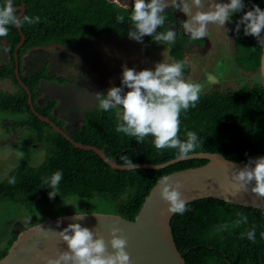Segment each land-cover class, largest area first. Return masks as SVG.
<instances>
[{
	"label": "trees",
	"instance_id": "1",
	"mask_svg": "<svg viewBox=\"0 0 264 264\" xmlns=\"http://www.w3.org/2000/svg\"><path fill=\"white\" fill-rule=\"evenodd\" d=\"M4 3L5 0H0V6ZM22 3L26 4L25 15L40 17L36 24L23 25L27 40L19 49L22 78L32 89L35 106L40 112L66 128L76 140L101 147L108 157L120 163H124V156L133 163H162L177 157L176 149L157 150L151 136L146 137L143 143H137L134 137L116 132L118 109L104 111L91 107L83 113L81 124L67 126V121L56 112L59 105L57 99L50 98L44 104L38 102L42 96L38 89L44 80L65 83L67 77L52 72L49 60L32 73H25L24 70V57L34 47L61 44L75 48L91 37L127 33L132 25L133 0L129 6L115 0H13L14 6ZM244 3L246 7L243 11L251 8L252 4L264 9V0H244ZM178 13L179 10L168 7L163 13L165 26L157 31H166L169 26L178 29L175 44L163 43L170 47L175 61H185L183 74L187 79L191 70L187 53L194 45L206 46L207 37L192 41L180 28L184 18ZM242 14L234 13L231 18L234 60L241 69L258 72L261 79L228 90L201 91L195 107L181 110L178 137L185 140L187 131L196 132L203 142L193 152H221L230 159L247 162L249 157L264 155V82L260 74L263 47L259 46L255 37L244 35L243 26L238 35L234 31L235 22ZM118 15L125 17L123 23L117 21ZM5 38L9 41L10 59L0 63V81L11 79L17 91L0 87V111L27 114L26 118L12 123L13 128L28 127L37 140L47 146V153L42 163L34 165L23 161L0 182V201L19 200L33 210L40 199L54 202L78 195L105 201L106 210L134 219L161 176L208 162L207 158H189L162 168L117 169L95 150L75 146L31 109L28 92L19 83L15 72L14 52L21 40L19 28L9 26L8 35L0 37ZM152 40L153 37L147 35L143 38V41ZM57 170L63 172L59 194L49 199V189L42 183V178L51 176ZM12 176L16 177L14 185L8 183ZM187 207L189 211L182 215L174 214L172 218L175 239L187 264H264V237L261 236L264 233V208L216 197L196 199ZM237 213L247 216L248 222L231 227L238 219ZM225 223L229 224V228L217 231V227ZM252 227H255V242L248 240L246 235L241 237V233ZM17 236L14 234L10 245L0 249V258L7 254Z\"/></svg>",
	"mask_w": 264,
	"mask_h": 264
},
{
	"label": "clouds",
	"instance_id": "2",
	"mask_svg": "<svg viewBox=\"0 0 264 264\" xmlns=\"http://www.w3.org/2000/svg\"><path fill=\"white\" fill-rule=\"evenodd\" d=\"M168 7L180 10L186 14L187 19L180 22V28L187 33L192 41L202 40L208 35V25L224 27L226 22H231L234 13L243 12L235 22L234 31L237 35L243 26L245 36L256 38L259 46L264 47V9L252 4L246 7L244 0H191V5L186 0H171L169 5L166 0H133L131 5L130 20L132 22L128 36L137 42L143 43V38L153 37L157 42L175 44L178 29L169 26L166 31L158 32L157 29L165 26L166 17L163 15ZM193 7L197 9L193 12ZM127 10V8H125ZM125 17L117 16V21L123 23ZM40 17H30L20 13L14 7L13 0H5L0 6V37L8 35L9 26L22 28L25 23L36 24ZM225 28V27H224ZM185 61L171 63L157 62L154 69L146 68L137 71L122 65L120 86H111L106 94L97 92L98 106L104 111L119 108L116 132L134 137L137 143H143L148 136L153 137L152 143L157 150L176 149L178 158H186L192 153L200 141L196 132L187 131L186 139L178 137L180 130L181 110L195 107L200 99L201 85L186 79L183 74ZM127 89V90H125ZM22 157V153H19ZM127 167L136 168V165L127 157H122ZM63 178L61 170L55 171L51 176L42 178V183L49 189V199H54L59 194V184ZM232 187L243 189L264 197V155L249 157L242 167L236 168L232 175ZM9 184L16 183V177L8 179ZM183 184L180 180H170L167 175L159 178V196L167 204L170 214H184L189 211L187 197L182 195L180 189ZM97 215V214H96ZM85 214H76V218H84ZM231 227H238L248 222L247 216L237 213ZM60 220L57 221L59 226ZM229 228L225 223L217 227V231ZM45 238L49 231L41 225L35 229ZM109 244L112 251L108 250L103 236L96 235L80 223H69L67 227L56 232L59 238L66 243L67 250H58L56 256H45L39 251L35 259L43 260L45 264H130V256L126 251L127 237L122 229L113 226L109 229ZM120 233V235H117ZM255 242V227L241 233V237ZM264 237V233H261Z\"/></svg>",
	"mask_w": 264,
	"mask_h": 264
},
{
	"label": "rangeland",
	"instance_id": "3",
	"mask_svg": "<svg viewBox=\"0 0 264 264\" xmlns=\"http://www.w3.org/2000/svg\"><path fill=\"white\" fill-rule=\"evenodd\" d=\"M115 1L129 6L132 0ZM166 2L171 4V0ZM186 2L191 5V0ZM196 10L193 7V12ZM178 16L187 19L180 10ZM224 27L209 24L207 45H194L187 53L191 65L187 79L199 83L201 91L228 90L261 79L258 72L245 71L236 64L232 21L226 22ZM169 49L167 44L155 40L137 42L129 38L128 32L109 34L103 38H88L75 48L61 44L34 47L24 57V70L25 73H32L49 60L52 72L67 77L65 83L44 80L38 89L42 93L38 102L44 104L50 98L57 99L59 105L56 112L67 120V126L73 127V124L82 123L86 109L99 107L97 92L106 94L109 87L121 85L122 65L137 71L154 69L157 62L175 61ZM9 59V41L0 39V63ZM0 87L17 91L11 79L1 80ZM117 109L119 112L120 109ZM26 117L27 114L0 111V182L23 161L38 165L45 160L47 146L37 140L35 133L28 127L13 128L12 123ZM19 153L23 154L22 157ZM105 205V201L78 195L54 202L40 199L33 210L19 200L0 201V249L10 245L14 234L39 221L77 212H111L106 210Z\"/></svg>",
	"mask_w": 264,
	"mask_h": 264
},
{
	"label": "water",
	"instance_id": "4",
	"mask_svg": "<svg viewBox=\"0 0 264 264\" xmlns=\"http://www.w3.org/2000/svg\"><path fill=\"white\" fill-rule=\"evenodd\" d=\"M14 7L19 8L21 14L26 11L25 3ZM19 31L21 40L14 52L15 72L19 83L28 92V101L35 115L49 123L56 131L62 133L75 146L95 150L113 168L134 169L127 167L125 163H120L117 159H111L101 147L76 140L66 128L61 127L52 118L36 108L32 89L22 78L20 70L19 49L26 42L27 35L23 28H19ZM262 36H264V32H262ZM260 73L264 82V47ZM189 158H207L208 162L176 170L167 175L170 180H180L182 182L183 188L180 191L183 196L187 197L188 203L205 197H216L238 204L264 208V197H258L250 191V188L245 191L232 187L233 172L246 162L230 159L221 152H192L183 159L175 157L162 163L134 162V165H136V168H162ZM166 209V202L159 196L158 180L146 196L140 211L134 219H129L114 212L90 211L61 215L40 221L20 231L7 254L0 258V264H45L43 260L34 258L36 252L39 251L45 256L54 257L57 255L58 250H67L66 243L59 238L56 232L73 222H78L82 227L89 228L96 235L103 236L109 251H112L108 243L110 240L109 229L113 226L122 229V233L128 240L126 251L130 256V264H187V260L175 239L172 226L174 214L168 213ZM76 214H85V216L80 219L75 217ZM58 220H60L59 226L57 225ZM38 225L49 231L47 238L35 230ZM117 235H120V233H117Z\"/></svg>",
	"mask_w": 264,
	"mask_h": 264
},
{
	"label": "crops",
	"instance_id": "5",
	"mask_svg": "<svg viewBox=\"0 0 264 264\" xmlns=\"http://www.w3.org/2000/svg\"><path fill=\"white\" fill-rule=\"evenodd\" d=\"M66 121H67V120H66ZM67 125H69L68 122H67Z\"/></svg>",
	"mask_w": 264,
	"mask_h": 264
}]
</instances>
